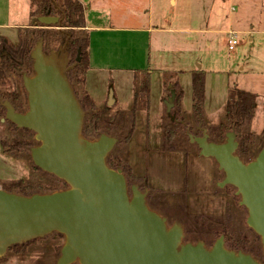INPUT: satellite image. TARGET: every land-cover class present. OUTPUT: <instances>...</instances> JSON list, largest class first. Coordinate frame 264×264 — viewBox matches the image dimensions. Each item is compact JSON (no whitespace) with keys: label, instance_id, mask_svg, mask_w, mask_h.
I'll return each instance as SVG.
<instances>
[{"label":"rangeland","instance_id":"rangeland-1","mask_svg":"<svg viewBox=\"0 0 264 264\" xmlns=\"http://www.w3.org/2000/svg\"><path fill=\"white\" fill-rule=\"evenodd\" d=\"M79 1L89 5V0ZM91 2L99 6L100 11L112 8L119 27L146 29L150 17L151 27L157 31L148 32L147 46L134 41L132 47L133 55L145 57L148 48L150 70L160 72L152 76L147 73L100 76L88 86L89 94L95 99L93 109L84 111L78 103L82 94H86L83 86L87 72L78 73L84 78L82 85L76 84L77 74L70 82L68 74L74 70L73 57H64L62 76L82 111V130L85 120L93 114L111 129L110 135L101 136L112 141L104 163L118 159L124 169L119 165L115 169L106 167L122 177L130 201L141 196L146 209L163 221L166 232L179 233L178 251L192 247L209 254L219 244L227 253L240 254L254 264H264L263 248L262 255L257 257L228 249L230 241L223 237L222 229L235 231L237 236L244 229H250L248 210L241 205V196L235 187L222 185L224 171L213 158L201 156L196 143L197 139L204 138L206 145L213 144L209 131L225 124L227 95L235 87L257 98L253 120L244 130L254 142L247 146L243 160L237 155L239 144L235 134H227L237 143L233 156L248 166L264 149V0H175V5L170 0ZM30 10V0H0V25L14 26L0 30V40L6 38L15 42L19 29L36 23L30 18ZM122 15L125 18L120 22ZM176 29L187 32L176 35ZM47 30L58 31L56 28ZM61 31L68 33L65 28ZM230 38L237 42L231 51ZM190 71L204 74V103L199 124L195 122L192 109ZM5 80L4 89H11L12 85V89L21 94V115L27 114L29 93L23 86L24 79L6 75ZM141 84L149 88L148 96L138 93ZM177 113L181 115V122L176 121ZM167 129L178 133L169 143ZM2 134L19 136L29 142V146L23 156L17 158L13 155L17 147L10 148L12 153H6L0 145V191L32 198L69 190L64 181L35 166L32 153L40 143L33 131L19 128L10 121L5 124L1 119L0 136ZM226 142L225 139L219 145ZM124 173L132 181L129 186ZM21 181L32 189L29 187L30 191L25 194L4 189V185ZM64 245V235L54 232L11 245L0 256V263L58 264ZM231 246L236 248L235 244ZM71 264L80 263L76 260Z\"/></svg>","mask_w":264,"mask_h":264},{"label":"water","instance_id":"water-1","mask_svg":"<svg viewBox=\"0 0 264 264\" xmlns=\"http://www.w3.org/2000/svg\"><path fill=\"white\" fill-rule=\"evenodd\" d=\"M64 57L63 51L45 57L36 47L34 76L23 82L29 111L21 115L8 107L5 119L35 133L40 143L32 153L35 166L64 181L69 190L32 198L0 191V256L11 245L56 232L65 237L58 264H254L219 244L209 254L192 247L178 251L179 233L166 232L141 196L128 199L122 177L104 163L112 141L101 137L88 142L81 135L83 114L63 79ZM226 141L209 146L199 138L196 143L201 156L213 158L224 171L222 185L235 187L241 196L247 226L260 237L264 252V149L244 166L233 156L237 143L232 136Z\"/></svg>","mask_w":264,"mask_h":264},{"label":"trees","instance_id":"trees-1","mask_svg":"<svg viewBox=\"0 0 264 264\" xmlns=\"http://www.w3.org/2000/svg\"><path fill=\"white\" fill-rule=\"evenodd\" d=\"M30 7V18L36 20V23L30 24L24 29H19L15 42H11L6 38L0 40V120L4 119L5 124L8 122L5 119L8 107L16 114H21L23 109L21 94L12 89V85H10L11 89H4L7 87L5 86L7 83H5V76L7 75L21 81L32 77L34 75V62L31 55L37 46H41V52L45 57L59 56L62 50H64V56L73 57L71 64L74 70L68 74L70 82L74 81L77 74L78 83L76 84L82 85L84 78L79 76L78 73L85 74L88 70L89 38L85 31L83 6L76 0H30ZM45 19H53L55 21L48 23L44 22ZM53 28L58 29V31L50 32L51 30H47ZM64 28L67 29L68 33L61 31ZM192 77V109L195 122L199 124L202 122L200 117L204 103V74L196 71L192 74ZM145 83L148 84L147 78ZM138 93L148 96L149 88L141 84ZM75 94L78 95V92ZM256 98V96L235 87L230 90L226 102V122L210 129L211 143L219 145V142L222 143L226 139L227 134L233 132L239 144L237 155L243 159V153L246 152L247 146L254 142L253 137L249 133H245L244 130L253 120ZM78 103L84 111L94 107L87 94H82L78 99ZM133 115L134 110L131 116L132 120ZM180 120L181 115L177 113L176 121ZM11 126L13 127V125ZM7 129L9 130L10 128L8 127ZM133 129L134 125L132 126ZM110 134L111 129L107 124L100 123L97 116L93 114L92 117L85 120L81 135L85 140H98L101 136ZM165 134L168 143L172 138L174 139L178 136V133L169 129L166 130ZM14 136L2 134L0 136V145L6 153H12L10 148L17 147L13 155L19 158L25 153L29 142L26 143L19 136ZM246 161L248 162L249 160L247 159ZM119 164L118 159L107 160L106 162V165L111 169H115L116 165ZM120 168L124 169L122 166ZM124 174L129 186L132 181H130L128 174ZM29 187L32 189V186ZM29 187L22 181L4 185V189L8 192L21 194H25V191H30ZM222 230L223 237L230 241L228 249H232L235 252L241 250L256 257L262 255L260 238L251 229H244L238 236L235 231L231 232L228 228ZM231 244H235L236 248L231 246Z\"/></svg>","mask_w":264,"mask_h":264},{"label":"crops","instance_id":"crops-1","mask_svg":"<svg viewBox=\"0 0 264 264\" xmlns=\"http://www.w3.org/2000/svg\"><path fill=\"white\" fill-rule=\"evenodd\" d=\"M91 1L89 0V5L85 6L78 0L84 8L85 31L89 38L88 70L83 87H85V92L94 106L95 99L89 94L88 86L90 83L97 82L100 76L108 73H147L152 76L160 71L153 70L151 72L148 48L146 49V57L133 55L132 43L134 41L140 45L145 43L147 46V42L149 44L148 32H157L151 27L150 17L146 29L119 27L116 25L112 8L100 11V7L93 6ZM170 3L175 5V0H170ZM91 9H93L92 13H90ZM123 18H125L124 15L121 16L120 22L123 21ZM12 27L14 26L0 25V30ZM184 32L187 31L176 29V35ZM194 72H191V75Z\"/></svg>","mask_w":264,"mask_h":264},{"label":"built area","instance_id":"built-area-1","mask_svg":"<svg viewBox=\"0 0 264 264\" xmlns=\"http://www.w3.org/2000/svg\"><path fill=\"white\" fill-rule=\"evenodd\" d=\"M228 40H229V39H228ZM228 44H229L228 46H229L230 51L233 50L234 46L237 45L236 39H234V38H230Z\"/></svg>","mask_w":264,"mask_h":264}]
</instances>
